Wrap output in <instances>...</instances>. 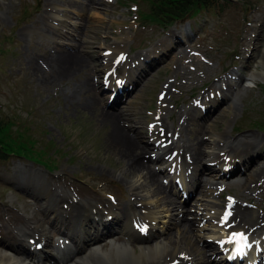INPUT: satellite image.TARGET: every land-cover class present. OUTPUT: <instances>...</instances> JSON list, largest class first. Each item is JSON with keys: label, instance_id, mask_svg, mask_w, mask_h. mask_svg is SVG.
I'll return each mask as SVG.
<instances>
[{"label": "rangeland", "instance_id": "rangeland-1", "mask_svg": "<svg viewBox=\"0 0 264 264\" xmlns=\"http://www.w3.org/2000/svg\"><path fill=\"white\" fill-rule=\"evenodd\" d=\"M152 1L0 0V119L10 124L8 135L17 141L14 147L19 145L28 152L19 153L16 149L14 156L20 159L10 155L7 161L0 162V227H12V230L23 227L26 224L24 212L33 211L37 217L45 219L29 193L12 180L17 168L29 174H21L24 178L21 181L34 183L42 179L40 182L47 186L75 195L81 201L97 203L102 209L112 203L121 211L131 203L133 208L129 215L132 218L144 217L153 210L161 213L169 207L168 203L157 201L160 196L156 198L148 186L138 189L135 194L131 184L135 186L140 175L124 173L125 160L109 144L111 125L99 118L106 113L114 116L122 133L143 148L141 142L153 144L150 129L161 125L178 148L198 145L200 151H205L201 161L184 158L181 151V155L175 153L180 163H187L194 171L210 163L214 164V170H222L223 165L210 159L218 157L223 164L228 159L232 162L246 149L259 151L262 155L257 162L264 165V76L259 79L249 76L254 70L262 73L260 70L264 69L258 60L264 48V19L261 16H264V0H229L227 4L220 1L222 7L202 9L192 20L178 22L166 30L139 20L138 10L148 13ZM185 26L195 30L190 39ZM170 35H173L172 41H168ZM163 40L166 41L162 43ZM250 40L255 45L250 46V54H245ZM115 46L124 51V58L114 69L116 75L125 62L134 60L137 63L138 56L143 58L147 52L152 56L150 61L155 63L117 105L108 103L111 92L103 90L102 66L103 50L116 53ZM155 49L158 50L154 52ZM159 50L163 53H157ZM61 55L74 57L79 62L70 72L64 71L65 77L58 78L52 60ZM241 66L243 69L238 71L251 82L236 81L233 93L229 90L221 92L225 81L230 80L231 69ZM137 69L139 66L135 64L130 75L133 76ZM219 92L222 103L218 101V107L209 109L211 113L205 118L193 119L194 115H200L193 103L202 104ZM169 137L165 135L166 139ZM243 138L247 143L241 148L223 156L219 153L225 147V140ZM166 148L160 152L169 154L173 149ZM151 153L144 154L146 161L144 157L137 159L146 165ZM157 153L154 154L155 161L152 159L147 165L157 172L161 184L169 190L172 179L178 177L172 173L174 166L171 164L175 163V158L165 163L168 159L165 156L164 159L156 158ZM239 175L235 173L226 181L216 182L212 175L209 177L198 171L196 192L175 213L178 215L191 209L187 214L192 233L186 231L177 245V252L190 254V259L200 258L198 250L209 244L210 248L205 252L209 261L223 259L213 253L214 244L207 238V230L212 224L208 218L216 209L220 212L228 198L238 203L237 210L264 216V176L259 179V184L252 183L253 186L246 182L241 188L243 181ZM149 190L154 195L151 196ZM169 192L170 198L182 202L179 194L171 189ZM145 195L157 201L152 209L143 204L149 200ZM207 204L209 206L205 208ZM212 205L216 209H211ZM174 218L175 221L168 224L166 234L176 232L173 226L178 219L177 216ZM194 220L198 228L192 226ZM108 227L116 228L114 225ZM162 230L158 236L163 239ZM263 231L264 224L252 233L250 241L261 236ZM49 239L51 244L55 243V233L50 232ZM119 239V242H126L125 238ZM103 244L107 247L108 241ZM171 258L173 260V257L163 259L168 262ZM160 262L163 264L164 261Z\"/></svg>", "mask_w": 264, "mask_h": 264}, {"label": "bare ground", "instance_id": "bare-ground-1", "mask_svg": "<svg viewBox=\"0 0 264 264\" xmlns=\"http://www.w3.org/2000/svg\"><path fill=\"white\" fill-rule=\"evenodd\" d=\"M78 12L81 13V10H79ZM255 32L256 31H253V33ZM173 35H170L168 41H172L171 38ZM165 41H162V43ZM254 45L255 43L250 40L249 46L245 50V54H250V46L253 47ZM114 49L116 50V53L109 51V49L103 50V52H109L107 54L108 56H104V61H102L103 72L107 71L106 74L109 77L112 75V70L116 67L113 61L117 60V58L122 54L124 56V51L119 47L116 48L115 46ZM112 54L113 57H111ZM61 56L52 60V65L56 66V68L54 69H56L58 78L65 77L64 71L70 72L71 69L77 66L76 62H79L74 57L67 58V56ZM258 60L259 66L264 67V48L259 53ZM120 68L133 69V65L126 62ZM141 71L142 69H138V73ZM260 71L262 73L256 70L249 73L250 78L259 79V77H261L262 75L264 76V69H261ZM128 73H130V70ZM183 74L185 75V73ZM233 80H235V78ZM239 80L240 79H238V81ZM248 81L251 82L250 79ZM225 86L227 89H222L220 90L221 92L229 90V92L231 91L233 93L234 89L237 87L236 82L232 83L229 80L225 81ZM120 90L122 92L116 91L117 95L120 93L119 98H121L122 95H125V90ZM209 102L210 101L205 100V103ZM116 103L119 102L117 101ZM199 103L200 102L195 103V105L197 106L199 105ZM199 109L201 108L199 107ZM205 115L206 110L204 115H202L201 117L197 115L194 116L196 117V119H203ZM119 116L122 117L121 114H119ZM99 118L101 122H106L111 125L110 127L112 130L108 135L109 144L113 147L112 149L116 150L118 152V155L125 160L126 165L124 173H138V175H140L138 176L140 178L134 182L136 185L134 186L133 183V185L131 184V186H133V191L135 192V194H138V189H142L148 186L152 189L153 193L156 194V198L157 196H160V200L157 199V201L168 203L169 207L161 213L150 210L151 212L149 211L150 213H146L144 217L139 215L138 217L132 218L129 216V212L133 208V204L131 203L125 205L123 207V210L121 211L117 210V208L113 206L114 204L110 205L108 203L104 206L105 208L102 209V207H100V205H97V203H92L90 201L84 202L74 196H71L63 190L51 188L50 186H47L45 182H40V180L42 179H37L36 181H34V183H32V181L30 183V181L23 180L21 181V183L27 186L28 190L31 191L29 196L34 200L35 205H39V207L41 208L40 212L45 219H40L33 211H31L30 213L24 212L23 215L26 218V224L23 227L13 228V230L12 227L11 229L0 227V231L4 232L6 230L9 235L17 238V241H15V244L13 245V241L11 240L10 236H7L5 234L1 235L3 237H6V240L2 238L5 242L0 241V264H49V261L45 259V256L50 255H52L55 259V261L53 260V262H51L50 264H160L161 260L164 261L162 262L163 264H166V257H173V260L171 258V261H168L167 264L171 262H176V264H220L221 262H215L211 259L209 261V258L206 256L205 252L206 249L210 248L209 244H206L203 249H197L199 251V254L201 255L200 258L195 256V258L193 257L192 259H190V254L177 252V245L182 240V238L185 237L186 231L189 234L192 233L191 225L188 223L190 217H188L187 214L191 211V209H186L184 213L181 212L178 215L176 214L179 209L182 208V205H186L189 202V199L187 198L189 196L188 193H195L199 185V183H197V177L193 182L191 180V178L196 176L197 169L192 172V175H187L186 166H188V164L182 162L180 163V160H178V155H181L179 154L181 151L182 157L187 159L193 158L195 160L201 161L204 158L202 157V155H204L203 153L205 151H200L198 145H190L189 142V145H185L184 147L181 146L178 148L176 146V143H174L173 140L170 139L168 133H166V130L162 127V125L157 128L150 129V136L152 137L151 139L154 144H151V148L148 143L141 142L146 148L145 149L141 147V145H137V142H135L132 138L127 137L120 131V128L115 122L113 115L106 113L104 115H101V117ZM126 120L128 119L126 118ZM165 135L169 138L166 139ZM162 137L165 138L164 141H161ZM244 140V138L232 141L225 140V147L220 149L219 153L222 152L223 156L226 155V153H231L232 151L241 148L244 144L247 143ZM164 143H166V147L168 149L173 147L172 151L169 154L163 153L164 151L160 152ZM159 145V148H155ZM157 151H159V153L156 154V158L161 159H164V156L166 158H171V153L173 151H176V153L178 154L173 162H175L176 164L175 167L177 173H175L180 179L181 189L178 191L171 184L169 190L172 189L175 193L179 192L182 198L181 203L177 202L178 200L176 201L175 199L169 197L170 192L166 187H164V185L161 184L157 172L151 170L147 165V162L151 161L154 157V155L152 154H155ZM149 152H152L150 155V159L145 162L146 165L142 164V161L138 160L137 157H144V154L148 155ZM242 152L245 153H243L240 158L237 157L239 159L238 162L234 161L231 163L230 161L229 163L230 159H228V161L226 160V162H224L223 164V160L220 162L217 159L218 157L210 159L211 162H217L219 165H223L226 171L224 169L214 170V168H212V165L208 164L206 166L202 165L199 169V173H207L209 177H211L212 175L214 177L213 179L216 182L220 180L226 181L231 175L239 173L241 174L239 176H241L243 181V185L241 186V188L245 186L246 182L250 184L255 183L254 185H256V183L260 181L259 179L264 176V165H260V163L258 164L257 162V160L261 157L259 155L255 156L254 150L246 149ZM206 153L208 154V152ZM253 155L255 157H253ZM144 161H146L145 157ZM152 161L154 162L155 160L153 159ZM167 162L168 160L165 161V163ZM173 180L174 179H172V181ZM194 183L197 184L194 186ZM245 192L247 191L245 190ZM149 193L151 194V190H149ZM154 194H151V196ZM146 198L149 200L144 203L142 201V203L145 206L149 205V207H151L152 209L157 201H154L153 198H148V196ZM207 206L209 205L207 204L205 208ZM225 206L230 207L231 215L226 220V222H223L222 220L226 216ZM225 206L222 207L220 212L217 211V209L214 208L213 205L211 206V209H216L217 212H213L212 216L208 218V220H211L210 222L212 224L209 225L210 228H208L209 230H207V238H211L212 241H215L214 250H217L219 248V250H221V252L223 253L224 251H226V247H228L229 251L232 252L234 248L232 236L237 232H241L242 237L240 241L244 242L243 246L246 245L245 253L249 251L252 253L253 257H255V255H257L258 253L263 254L264 247L262 243L264 242V238L259 236V238L255 240L254 243H250L247 237H250L252 233L257 232L260 226L264 224V216L257 215L254 212L245 213L244 211L242 212L239 209L237 210L239 205L236 201L233 200V198L226 199ZM65 214L66 216H64ZM173 216H177L178 219L173 226V229L175 228L176 232L166 234L169 227L168 224H171V222L175 221L176 217L172 219ZM59 217L62 218V223L60 222V225H58V222L60 221ZM194 219H197L196 216ZM9 222L14 225V222L12 220H10ZM191 224L192 226H194V228L195 226L197 227V221L194 220ZM108 225H114L116 226V228L111 230ZM204 226L206 227L207 225ZM145 228H148L147 231H150L149 237H152L150 243H148L147 241L149 237H145L144 235H142V231ZM159 230H162L165 234V237L163 239L160 235L158 236ZM233 230L234 232L232 233V235H230V232ZM50 232H54L58 236V239L56 241V244H49L47 246L46 244L49 240ZM262 234H264V231L262 232ZM119 238H125L126 242H119ZM65 239L69 240V244L65 243ZM42 241L44 242L45 247H42L40 245ZM104 241H108L107 247L103 244ZM26 245H34V247L39 246L41 250H34L37 253L34 254L35 252H28L29 249L23 250L25 248L24 246ZM243 246L239 247L238 251ZM73 254L77 255L74 259H72ZM163 258H165V260ZM261 258V261H264V255ZM251 260L253 261L255 260V258H252ZM221 261L224 264H227L224 262V260Z\"/></svg>", "mask_w": 264, "mask_h": 264}, {"label": "trees", "instance_id": "trees-1", "mask_svg": "<svg viewBox=\"0 0 264 264\" xmlns=\"http://www.w3.org/2000/svg\"><path fill=\"white\" fill-rule=\"evenodd\" d=\"M220 1L225 4L229 3V0H153L150 3L148 13H142L138 10L139 20L166 28L174 22L197 16L202 9H210L215 6L222 7ZM9 128L10 124L0 119V162L6 161L10 155L14 156L16 149L19 153L28 154L27 151L19 148V145L14 147L17 141L9 137Z\"/></svg>", "mask_w": 264, "mask_h": 264}, {"label": "snow or ice", "instance_id": "snow-or-ice-1", "mask_svg": "<svg viewBox=\"0 0 264 264\" xmlns=\"http://www.w3.org/2000/svg\"><path fill=\"white\" fill-rule=\"evenodd\" d=\"M234 235H242V234H234Z\"/></svg>", "mask_w": 264, "mask_h": 264}]
</instances>
